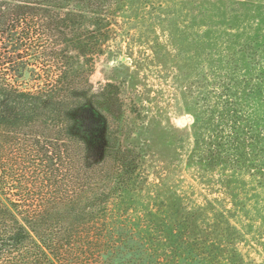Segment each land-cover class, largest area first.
<instances>
[{"label":"trees","instance_id":"1","mask_svg":"<svg viewBox=\"0 0 264 264\" xmlns=\"http://www.w3.org/2000/svg\"><path fill=\"white\" fill-rule=\"evenodd\" d=\"M127 1L0 0V264H248L233 212L248 211L234 181L250 176L264 190V111L229 102L233 86L219 93L229 97L221 107L192 111L191 133L177 128L194 142L188 169L233 171L218 178L233 207L213 198L187 209L173 198L149 229L124 217L148 145L122 142L120 94L111 81L95 90L91 76ZM257 38L226 64L243 62L251 75L264 49Z\"/></svg>","mask_w":264,"mask_h":264},{"label":"rangeland","instance_id":"2","mask_svg":"<svg viewBox=\"0 0 264 264\" xmlns=\"http://www.w3.org/2000/svg\"><path fill=\"white\" fill-rule=\"evenodd\" d=\"M127 3L117 17L108 52L97 60L91 76L95 90L111 81L115 84L111 89L120 94L121 102L112 107L114 111L123 107L115 115L122 142L127 145L139 137L148 145L125 219L149 229L151 213L163 200L173 198L187 209L218 198L224 201V209H231V199L218 188V178L233 171L219 168L206 176L201 168L188 169L187 150L194 142L190 137L182 143L183 133L178 129L187 125L191 133L192 111L221 107L229 98L219 94L224 85L233 86L237 94L229 102L239 103L249 113L259 112L258 107L264 111V81L258 78L264 71V49H255L251 62L257 65L251 75L243 62L226 64L230 52H237V61H243L238 50L246 37L257 36L259 45H264V0ZM211 58L221 63L213 64ZM202 78L208 87H201ZM259 86L260 98L253 96ZM183 117L191 119L184 122ZM149 131L154 141L149 142ZM234 185L248 211H233L238 213L234 222L239 229L237 246L248 264H264V190L250 176H240Z\"/></svg>","mask_w":264,"mask_h":264},{"label":"water","instance_id":"3","mask_svg":"<svg viewBox=\"0 0 264 264\" xmlns=\"http://www.w3.org/2000/svg\"><path fill=\"white\" fill-rule=\"evenodd\" d=\"M190 119H191L190 117H183V118H182V121L186 122V121H188V120H190Z\"/></svg>","mask_w":264,"mask_h":264}]
</instances>
